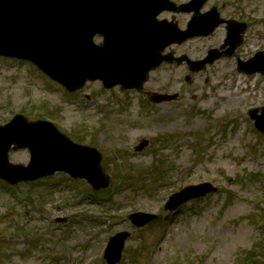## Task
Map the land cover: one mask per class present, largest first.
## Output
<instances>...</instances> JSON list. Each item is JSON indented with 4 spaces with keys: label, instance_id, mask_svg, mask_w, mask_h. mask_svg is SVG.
<instances>
[{
    "label": "rangeland",
    "instance_id": "obj_1",
    "mask_svg": "<svg viewBox=\"0 0 264 264\" xmlns=\"http://www.w3.org/2000/svg\"><path fill=\"white\" fill-rule=\"evenodd\" d=\"M213 5L225 18L251 21L240 60L264 50V0H208L204 10ZM188 18L176 16L180 26ZM224 38L222 27L175 53L200 59ZM143 89L88 82L68 93L33 66L0 58V125L19 114L51 122L95 148L110 179L103 191L63 173L16 186L0 181V264H107L103 250L121 231L130 237L119 264H264V139L247 114L264 107V76L239 73L236 59L223 57L200 73L163 65ZM178 91V99L157 105L145 98ZM142 139L149 146L134 152ZM9 160L27 165L29 153L10 152ZM202 182L218 192L164 210L171 194ZM135 212L157 218L136 229L128 220Z\"/></svg>",
    "mask_w": 264,
    "mask_h": 264
},
{
    "label": "water",
    "instance_id": "obj_2",
    "mask_svg": "<svg viewBox=\"0 0 264 264\" xmlns=\"http://www.w3.org/2000/svg\"><path fill=\"white\" fill-rule=\"evenodd\" d=\"M205 1L193 0L187 10L197 11ZM136 7L143 14L136 16L131 10ZM174 7L168 0H0V56L34 64L70 92L81 88L86 81L95 80L102 81L105 88L120 85L125 90L139 89L149 71L164 59L160 52L168 44L208 35L220 23L212 11L202 17L194 16L185 32H179L174 24L170 27L152 20L164 9L177 10ZM231 30L232 27L229 28V41L234 38L232 45L235 46L240 42L239 33L244 27L235 34ZM96 33L105 37L102 48L92 44ZM260 57L262 54L252 61L262 59L255 69H247L249 64H242L246 68L244 71L264 74V58ZM212 61L213 58H208L196 63L193 69L199 71L206 62ZM162 99L154 101L158 103ZM261 122L258 120L256 127L264 132ZM146 144L143 142L138 149ZM12 146L13 151L29 150L27 166L9 163L8 153ZM56 172L85 179L95 189L108 185L98 153L73 144L51 124L27 123L23 117L16 116L7 125L0 126L2 180L18 184ZM212 191L208 185L187 188L173 195L165 208L174 210L189 198ZM129 218L140 227L153 216L134 214ZM127 237V233H120L110 239L104 252L109 264L119 261Z\"/></svg>",
    "mask_w": 264,
    "mask_h": 264
},
{
    "label": "flooded vegetation",
    "instance_id": "obj_3",
    "mask_svg": "<svg viewBox=\"0 0 264 264\" xmlns=\"http://www.w3.org/2000/svg\"><path fill=\"white\" fill-rule=\"evenodd\" d=\"M246 23H247V29L251 28V21H248ZM255 23H256L257 27H259L261 25V22L259 20H257ZM252 27H254V26H252ZM256 34L261 36V32L260 31H256Z\"/></svg>",
    "mask_w": 264,
    "mask_h": 264
}]
</instances>
